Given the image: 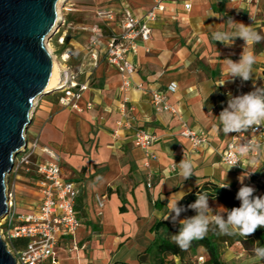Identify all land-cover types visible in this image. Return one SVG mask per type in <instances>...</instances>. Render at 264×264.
I'll return each instance as SVG.
<instances>
[{
    "label": "crops",
    "instance_id": "obj_1",
    "mask_svg": "<svg viewBox=\"0 0 264 264\" xmlns=\"http://www.w3.org/2000/svg\"><path fill=\"white\" fill-rule=\"evenodd\" d=\"M156 1L71 0L75 9L66 14L67 28L63 32L66 45L74 49L69 66L89 89L78 103L80 111L61 106V94L42 98L29 136L39 146L34 161L53 162L41 151L51 150L59 157L62 179L79 189L75 206L81 222L75 237L79 250L72 251V239H60L55 249L58 264H149L147 250L153 242L187 218L181 213L176 222L164 220L169 203L184 196L178 202L181 205L202 188H219L223 183L229 187L220 189L236 195L242 186L239 177L250 172L243 183L256 189L254 195L264 196V160L258 166L248 161L241 169L223 165L220 152L234 133L225 135L218 126L219 113L227 106L229 94L248 93L254 85L264 88V41L248 48L257 57L253 78L233 82L226 80L225 59L238 61L244 41L236 38L231 46H225L211 38L213 31L229 30L227 22L231 19L250 25L264 36V0H188L192 6L189 11L181 4L166 3L165 12L151 26V41L139 42L137 53L128 56L135 72L132 88L127 91L122 89L118 70L105 60L106 50H94L88 63L86 46L76 39H66L68 31L90 27L86 20L97 13L101 3L115 19L125 10L142 19ZM94 27L99 28V24ZM100 29L107 44L112 35L108 37ZM171 84L178 89L169 94L168 100L180 112L181 120L170 113L156 114L151 106V92H165ZM183 124L208 134L209 144L194 148L181 136ZM137 130L156 138L150 148L156 160L149 168L145 167V151L133 142ZM183 158L193 160L196 167L195 175L182 184L178 164ZM39 180L34 172L10 176L18 213L37 210ZM208 200L213 211L210 216L226 214L219 201Z\"/></svg>",
    "mask_w": 264,
    "mask_h": 264
},
{
    "label": "built area",
    "instance_id": "obj_2",
    "mask_svg": "<svg viewBox=\"0 0 264 264\" xmlns=\"http://www.w3.org/2000/svg\"><path fill=\"white\" fill-rule=\"evenodd\" d=\"M188 0H158L155 2L151 11L142 19L136 18L129 10H125L121 17L122 31L119 34H112L104 58L107 63L118 70L124 91L132 88L131 76L135 70L128 61V56L136 54L138 43H149L151 41V26L158 17L166 10V3H178L184 6L185 10H191L192 6L187 3ZM231 2L242 1L247 3L258 2V0H229ZM70 13L71 9L63 7V12ZM110 21L115 17L112 13L104 14ZM66 21H63V25ZM99 38H102V30L94 27L92 30ZM63 43V41H62ZM74 53L67 50L61 56L62 67L59 74V90L52 93H60L59 102L64 108L80 111L79 101L83 94L89 89L86 84L79 81L78 75L69 66L70 59ZM57 60V57H55ZM97 60V53L94 55ZM141 88V86H139ZM178 87L171 84L165 92H151V106L156 114L170 113L180 118L178 112L169 102V94H175ZM120 125V124H119ZM184 126L181 136L189 140L196 149L206 147L209 144L210 137L205 132H199ZM156 141L155 136L145 130H137L133 137L136 147L145 151L147 162L145 167L149 168L150 162L156 160V156L150 151V148ZM242 145H258L255 152H250L249 156L239 157L235 151ZM39 146L36 141H30L27 134V146L23 154L25 156L15 166V175L21 172H34L40 177L38 182V191L40 194V203L32 214H20L17 211V202L15 191L9 186L7 194L8 212L0 224V235L5 241L10 253L16 260V264H58L55 249L62 238L72 239V251L78 252L79 247L75 241L77 232L80 229L81 222L77 217L75 209L76 200L79 196L78 186L74 183L66 182L62 179V169L59 166V157L51 150L44 148L42 153L49 156L53 162L37 164L34 161ZM252 156L256 160L251 159ZM232 158V159H230ZM221 163L231 167L234 163H239L232 168L241 169L242 166L251 161L254 166H258L264 160V125L259 126L257 130L241 131L234 133L225 149L220 152ZM14 170V169H13ZM13 174V172H12ZM11 174V175H12ZM150 184L148 188H150ZM25 241L26 245L19 249L13 248V241ZM191 264H206V259L199 256Z\"/></svg>",
    "mask_w": 264,
    "mask_h": 264
},
{
    "label": "water",
    "instance_id": "obj_3",
    "mask_svg": "<svg viewBox=\"0 0 264 264\" xmlns=\"http://www.w3.org/2000/svg\"><path fill=\"white\" fill-rule=\"evenodd\" d=\"M60 1L0 0V224L16 158L27 146L39 102L52 93L46 90L53 58L44 42L62 25L56 22ZM0 264H16L1 235Z\"/></svg>",
    "mask_w": 264,
    "mask_h": 264
},
{
    "label": "clouds",
    "instance_id": "obj_4",
    "mask_svg": "<svg viewBox=\"0 0 264 264\" xmlns=\"http://www.w3.org/2000/svg\"><path fill=\"white\" fill-rule=\"evenodd\" d=\"M227 23L229 30L213 31L211 38L225 46H231L236 38L244 41L243 51L238 61H233L230 58L225 59L228 74L226 80L234 82L239 78L241 81L247 82L253 78V65L257 60L254 51H250L248 48L264 41V36H261L250 25L246 26L232 19ZM218 121V126L225 135L257 130L259 126L264 125V88L254 85V90L248 93L237 96L229 94L227 106L219 113ZM257 149L258 145H242L235 151L239 157H246L249 156L250 152H255ZM251 159L255 161L256 157L252 156ZM238 164V162L232 164L230 169ZM178 167V176L182 180V184L195 175L196 165L191 159L183 158ZM252 173L239 177L242 186L236 194V199L240 201V206L228 210L226 216L223 214L210 216L209 213L212 212V209L209 206V194L206 192L198 194L195 202L188 205V208L194 210L196 215L180 220L181 228L177 234L172 236L176 245L182 250H187L193 240L203 239L206 236L210 224H214L221 234L243 237H248L254 234L258 228L264 227V196L254 195L256 189L243 183L245 177ZM228 187V183L219 185V188ZM183 197L168 204L167 216L164 217V220L171 218L173 222H176L181 213L186 211L178 203ZM253 253L259 260H264V247L259 246L258 243L254 247Z\"/></svg>",
    "mask_w": 264,
    "mask_h": 264
},
{
    "label": "trees",
    "instance_id": "obj_5",
    "mask_svg": "<svg viewBox=\"0 0 264 264\" xmlns=\"http://www.w3.org/2000/svg\"><path fill=\"white\" fill-rule=\"evenodd\" d=\"M204 192L209 194L208 198L219 201L227 211L231 210L233 207L240 206V202L236 199V195L230 190L206 186L202 188L198 194ZM198 194H192L181 202L180 206L186 209L182 214H186L187 217L196 214L194 210L188 208V205L195 202ZM180 228L181 225L173 228L170 227L165 231L162 237L157 238L153 242L147 250L150 256L149 264H191L199 256L205 257L206 264H225L220 258V249L225 245L232 246L240 244L245 250L253 249L257 243L259 246L264 247V227L258 228L255 233L252 234L253 238L248 239L240 235L221 234L214 224H210L209 230L203 239L193 240L187 250H182L172 240V236L177 234ZM25 245V241L19 240L13 241L12 243V247L16 249L24 247ZM200 249L204 250L205 255L195 256Z\"/></svg>",
    "mask_w": 264,
    "mask_h": 264
},
{
    "label": "rangeland",
    "instance_id": "obj_6",
    "mask_svg": "<svg viewBox=\"0 0 264 264\" xmlns=\"http://www.w3.org/2000/svg\"><path fill=\"white\" fill-rule=\"evenodd\" d=\"M71 0H69V3H65L63 4L62 7V11H63V7H66V9H71L72 12L75 9V6L71 5ZM102 3L100 4V7H98L96 9L97 13L95 15H89L88 19L86 20L87 23L89 24L90 27H87L85 29H81V30H75V31H68L67 37L66 39H76L78 41H80L83 45L86 46V50L88 51L89 55L87 56V62L91 63L92 62V58H93V51L94 50H106L107 48V44H106V38L104 35V33H102L104 36L103 38H99L96 33H94L92 30L94 28L95 24H99V28L104 29L107 32V36H111L112 35V30H114L116 33H119L122 31V23H121V17L118 16L116 19H114L113 21H110L107 17L104 16V14L109 12V9L105 7H101ZM70 12V13H72ZM62 13V12H61ZM67 13L66 11L62 13L61 16V22L62 25L60 27V29L57 31V33L52 37V39H50L49 41H45V47L47 48V46H49L51 49L49 51V53L51 54L52 58L55 59V57H57V63L59 64V69L58 72L60 74V71L62 69L61 65H64L63 62L59 61V54L62 51V53L64 54L66 52V50H70L73 52V48H71L70 46H67L65 41H64V30H66L67 28V24L63 25V21L66 20V14H70ZM111 30V31H110ZM103 32V31H102ZM63 41V43H62ZM100 41V42H99ZM85 43V44H84ZM65 51V52H63ZM60 93H55L53 96L59 95ZM49 96H45L43 99L47 100ZM32 127L30 128L29 132H28V137L32 136ZM25 156V154L21 153L17 156L16 158V167L18 166L19 162L23 159V157ZM16 167L13 170V174H15L16 172ZM213 214V211L209 213ZM218 214V212L216 213ZM196 215V214H195ZM194 216V215H191ZM190 216V217H191ZM4 221V220H3ZM2 221V222H3ZM248 239H252L253 235H249L248 237H245ZM254 249V248H253ZM253 249L251 250H245L243 248L242 245L240 244H235V245H225L223 247H221L220 249V258L221 261L225 264H264V260H259L257 257H255L254 253H253ZM197 255H205L204 250L200 249L198 250Z\"/></svg>",
    "mask_w": 264,
    "mask_h": 264
},
{
    "label": "bare ground",
    "instance_id": "obj_7",
    "mask_svg": "<svg viewBox=\"0 0 264 264\" xmlns=\"http://www.w3.org/2000/svg\"><path fill=\"white\" fill-rule=\"evenodd\" d=\"M66 2V0H61L60 2H58L57 7H56V22L60 21L61 16H62V5ZM47 49L50 51V47L47 46ZM51 52V51H50ZM53 72L50 78V83L48 85V88L46 91L48 92H53L55 90H59V64L57 63V61L53 58Z\"/></svg>",
    "mask_w": 264,
    "mask_h": 264
}]
</instances>
